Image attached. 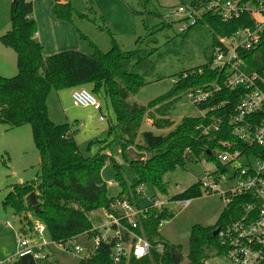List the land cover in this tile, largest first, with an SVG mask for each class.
Wrapping results in <instances>:
<instances>
[{
    "label": "trees",
    "instance_id": "obj_1",
    "mask_svg": "<svg viewBox=\"0 0 264 264\" xmlns=\"http://www.w3.org/2000/svg\"><path fill=\"white\" fill-rule=\"evenodd\" d=\"M143 1L148 4L150 0ZM51 11L56 18L71 23L75 18L86 17V14L77 12L69 1L54 0ZM33 14L32 1L13 0L11 27L0 35V42L16 51L18 68V73L13 77L0 76V122L8 129L30 124L34 144L40 154V170L36 179L12 184L3 200L4 207H11L21 217L24 234L35 229L31 215L45 224L46 233L52 239L69 241L91 228L90 216L93 212L111 208L125 196L136 201V190L145 183L167 192L164 182L166 173L185 166L187 160L202 157L214 160L213 151L220 146L221 140H235L227 125L228 118L225 119L223 132L201 135L197 126L205 123V118L185 116L174 126L175 121L169 114L187 91L213 83L223 85L225 73L210 67L216 38L218 35H229L251 23L248 16L224 22L215 14H203L185 32L199 24L211 28L213 40L207 62L179 73L180 79L169 90L143 105L129 101L130 95L145 85L144 76L139 70L151 67L149 58L155 52L154 48L142 47L143 38H139L136 48L130 50L122 49L112 37V46L106 51L94 45L92 52L66 49L45 55L42 43L36 38L38 25ZM260 48L263 49L261 56L264 60V39ZM184 73L186 77L182 76ZM85 85L91 86V92L96 97H109L114 113L108 127L111 140H100L99 149L93 155H86L80 149L75 139L76 130L71 123H56L50 118L47 105L48 95L53 89H73ZM239 97L238 91L221 89L215 93L211 104L223 100L228 103L225 108H217L208 114L231 112ZM145 118L158 128H174L166 134L146 130L141 132V139L138 140L140 126ZM97 141H91L88 148ZM112 143L119 147L123 163L117 162L112 154L107 153ZM132 147L148 156L131 157ZM187 148L191 153L186 152ZM107 161L114 165L115 180L122 187L116 196H110L102 177ZM126 165L135 171L130 189L122 174ZM32 192L36 194V205L32 204L29 197ZM202 194L197 181L175 197L192 199ZM232 210V207H225L212 226L194 225L189 236L188 253L184 254L180 244L168 242L158 230L162 220L173 213L167 208H151L139 221L143 234L154 247L148 255L142 258L131 255L121 264H207L212 256H223L226 251L219 234H214V231L231 220L234 214ZM158 242L164 244L162 250L156 247ZM56 262L54 258L39 262L26 255L17 264ZM77 264H112L111 248L101 245L93 255L82 258Z\"/></svg>",
    "mask_w": 264,
    "mask_h": 264
},
{
    "label": "rangeland",
    "instance_id": "obj_2",
    "mask_svg": "<svg viewBox=\"0 0 264 264\" xmlns=\"http://www.w3.org/2000/svg\"><path fill=\"white\" fill-rule=\"evenodd\" d=\"M29 1H32L34 14H39V18L54 4V0ZM191 1L150 0L147 4L143 0H69L71 6L77 12L86 14V17L75 18L73 23L61 20L68 22L78 34L77 47L68 49L92 52L97 47L106 51L111 48V39L114 37L122 49L130 50L136 48L139 38H143L142 47L154 48L155 52L149 58L151 67L139 70L144 76L145 85L135 94L130 95L129 101L146 105L169 90L179 73L207 62L213 40L211 28L206 24H199L181 34L178 28L183 25V21L164 18V15L173 12L180 5H188ZM12 2L13 0H0V35L11 27ZM38 22L44 24L42 19L37 20V25ZM61 48L63 49L60 51L65 50L67 45ZM17 73L16 51L0 42V76L13 77ZM82 87L92 91L90 85ZM71 92L72 88H64L53 89L49 93L47 98L49 116L56 123H71L72 128L76 130L75 139L80 149L86 155H93L99 149L100 140L107 142L111 140L108 127L114 113L110 99L106 95L97 96L102 105L100 111L93 107L73 105ZM101 115L104 116L103 120L100 118ZM199 115V109L191 104L185 93L169 114L175 121L174 126L185 116ZM174 126L158 128L151 124L150 119L145 118L140 126L138 140L141 139L143 131L166 134ZM96 140L99 142L88 148V144ZM107 153L112 154L117 162H124L120 149L115 143L107 148ZM130 156L146 158L148 155L132 147ZM213 167L214 164L210 160H187L185 166L177 167L164 175L167 192H161L153 184L145 183L144 192L138 194L136 203L139 207H145L151 203L152 196L166 198L183 192L199 179L205 178ZM39 170L40 154L34 144L31 125L24 124L8 129L0 122V264L6 263L15 256L19 238L31 234L22 232L21 217L15 214L11 207H4V197L12 184L36 179ZM122 174L127 188L130 189L135 171L126 165ZM102 177L107 183L110 196L120 194L122 187L115 180V168L110 161H107L103 168ZM110 181L114 183L110 184ZM168 207L173 215L163 219L158 230L165 240L180 244L184 254H187L192 227L214 225L226 205L220 194L214 191L203 192L201 196L192 198L186 208H179L176 203H170ZM97 212L101 214L102 210L99 209ZM30 219L34 222V228L41 223L31 215ZM31 231L33 232L34 229ZM75 242L81 244L85 251L73 253L57 250L54 259L61 264H77L87 255L86 249L91 243L84 236H78ZM207 264H225V259L220 255L212 256Z\"/></svg>",
    "mask_w": 264,
    "mask_h": 264
},
{
    "label": "built area",
    "instance_id": "obj_3",
    "mask_svg": "<svg viewBox=\"0 0 264 264\" xmlns=\"http://www.w3.org/2000/svg\"><path fill=\"white\" fill-rule=\"evenodd\" d=\"M205 13L215 14L224 22L248 16L251 23L216 38L210 67L225 73L223 85L213 83L186 92L191 104L199 109V116L207 120L197 126L201 135L223 132L228 118L227 125L235 137L233 141H220V146L213 151L214 160H210L214 164L213 169L198 182L202 192L217 191L226 207H232L234 212L231 220L218 232L226 246L225 264H264V60L261 56L263 49H259L264 39V0H192L188 5H180L164 15V18L183 21L178 28L179 33H183ZM179 79L177 75L173 83ZM223 88L238 91L239 99L231 112L209 115L217 108H225L228 103L223 100L211 104L215 93ZM71 98L75 106L102 108L96 95L82 86L72 89ZM100 118L104 119V116ZM186 152L191 153V150L187 148ZM201 159L208 161L206 157ZM222 185L224 188H220ZM143 187L144 184L137 188L138 194L144 192ZM191 200L175 195L166 198L152 196L149 205L139 207L136 201L125 196L111 208H102L101 214L93 212L91 228L66 242L52 239L46 233L45 224L38 223L31 234L18 239L15 256L2 264H17L26 255L39 262L51 260L57 250L83 252L85 248L75 242L78 236L86 237L91 243L83 258L93 255L101 245L111 248L112 264H121L131 255L142 258L154 246L143 234L140 218L151 208L170 210V203L186 208ZM156 247L162 250L164 244L158 242Z\"/></svg>",
    "mask_w": 264,
    "mask_h": 264
},
{
    "label": "crops",
    "instance_id": "obj_4",
    "mask_svg": "<svg viewBox=\"0 0 264 264\" xmlns=\"http://www.w3.org/2000/svg\"><path fill=\"white\" fill-rule=\"evenodd\" d=\"M33 15L36 21H41V19L44 21V24L38 22L39 27L36 38L42 43L45 55L59 52L60 49H63L61 48L63 45H67L65 50L71 47H77L76 45H78L79 40L77 39L78 34L76 30L71 25H68V22L54 17L51 13V7L41 18H39V14L37 13Z\"/></svg>",
    "mask_w": 264,
    "mask_h": 264
},
{
    "label": "water",
    "instance_id": "obj_5",
    "mask_svg": "<svg viewBox=\"0 0 264 264\" xmlns=\"http://www.w3.org/2000/svg\"><path fill=\"white\" fill-rule=\"evenodd\" d=\"M63 1H69V0H63ZM29 197H30V200H31L32 204L33 205H36L37 204V201H36V194H35V192L30 193ZM218 232H219V228H217L214 231V234H218Z\"/></svg>",
    "mask_w": 264,
    "mask_h": 264
}]
</instances>
